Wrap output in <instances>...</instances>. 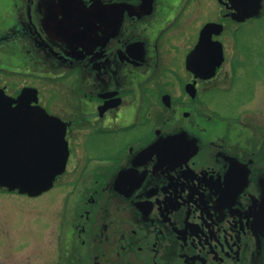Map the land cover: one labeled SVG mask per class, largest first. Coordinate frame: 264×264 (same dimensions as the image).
Wrapping results in <instances>:
<instances>
[{"label": "flooded vegetation", "instance_id": "obj_1", "mask_svg": "<svg viewBox=\"0 0 264 264\" xmlns=\"http://www.w3.org/2000/svg\"><path fill=\"white\" fill-rule=\"evenodd\" d=\"M242 1L0 0V91L65 128L53 264H264V82L208 99L264 16Z\"/></svg>", "mask_w": 264, "mask_h": 264}, {"label": "rangeland", "instance_id": "obj_2", "mask_svg": "<svg viewBox=\"0 0 264 264\" xmlns=\"http://www.w3.org/2000/svg\"><path fill=\"white\" fill-rule=\"evenodd\" d=\"M214 3L204 0V10ZM239 49L245 54L240 55L239 86L235 93L215 92L208 97L210 107L223 115L245 105L247 88L264 82V16L241 31ZM101 148L105 151L107 147ZM66 190L61 189L60 195ZM58 195L57 189L38 197L0 191V264L54 263L57 222L63 206Z\"/></svg>", "mask_w": 264, "mask_h": 264}, {"label": "water", "instance_id": "obj_3", "mask_svg": "<svg viewBox=\"0 0 264 264\" xmlns=\"http://www.w3.org/2000/svg\"><path fill=\"white\" fill-rule=\"evenodd\" d=\"M261 1L243 0L234 17L244 20L257 15ZM201 46L200 40L189 60H195ZM29 90L24 89L17 99L0 91V187L37 196L51 188L55 176L64 170L67 149L62 146L63 124L44 109L24 102ZM164 147L165 141H157L147 151Z\"/></svg>", "mask_w": 264, "mask_h": 264}]
</instances>
